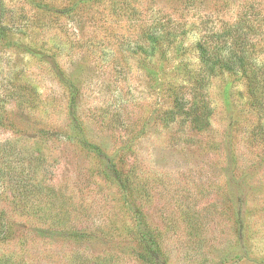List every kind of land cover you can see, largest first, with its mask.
I'll return each instance as SVG.
<instances>
[{
  "label": "rangeland",
  "instance_id": "rangeland-1",
  "mask_svg": "<svg viewBox=\"0 0 264 264\" xmlns=\"http://www.w3.org/2000/svg\"><path fill=\"white\" fill-rule=\"evenodd\" d=\"M0 20V158L39 166L27 193L0 178V264H264V111L199 48L228 54L236 24L264 63V0H0Z\"/></svg>",
  "mask_w": 264,
  "mask_h": 264
},
{
  "label": "trees",
  "instance_id": "trees-1",
  "mask_svg": "<svg viewBox=\"0 0 264 264\" xmlns=\"http://www.w3.org/2000/svg\"><path fill=\"white\" fill-rule=\"evenodd\" d=\"M233 30H236L237 33L234 35L228 36ZM8 29L3 24V21L0 20V42H5L7 39ZM220 38H224L223 36L229 37L232 40L231 46L229 47V53L224 55L222 53V46H219L218 43H204L200 42L199 48L202 54V57L207 61L209 67L226 68L231 71L242 70L243 74L246 76L248 80L249 93L252 99V106L255 108H259V111H264V63L258 62L257 58H255L250 52V38L245 36L240 30V25H233L232 30H223L222 34H220ZM75 88V87H74ZM73 91V89H72ZM12 93V92H11ZM8 95V94H7ZM11 95V94H10ZM197 94H194L193 101H196ZM76 96L73 95V101L75 102ZM175 104L173 107L174 115L186 114L189 120L196 125L195 127H201L204 125H209L208 120V111L201 110L197 103H191L189 100H185L183 97H178L175 99ZM261 114V113H260ZM262 115V114H261ZM261 124L258 126V136L262 141H264V122H260ZM75 127V135L76 138L79 139L82 145L85 148L91 149L94 147V144L90 143L82 133V127L78 120L74 122ZM40 135H55L57 132L55 130H49L46 128H42L39 132ZM31 168V170H39L38 165H33L32 163L29 166L24 165V163L13 164L11 162H7L0 158V178L3 179L8 176L9 179L12 178L16 174L18 178L14 180V188L17 190L20 189L21 193H27V187L29 186L28 178L29 176H25L27 168ZM8 171H12L13 175H9ZM23 173L25 174L23 177ZM8 183H11L9 180ZM1 201V198H0ZM14 234L12 223L5 217L4 212L0 211V236L1 237H10ZM144 239V238H143ZM141 259L145 262L148 260L150 264H152V260L155 261L154 250L148 251L146 248L145 252L140 254Z\"/></svg>",
  "mask_w": 264,
  "mask_h": 264
}]
</instances>
